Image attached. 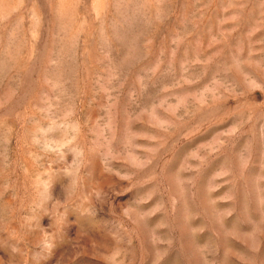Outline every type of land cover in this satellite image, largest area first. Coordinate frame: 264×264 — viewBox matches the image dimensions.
Masks as SVG:
<instances>
[{
  "label": "rangeland",
  "instance_id": "374dc122",
  "mask_svg": "<svg viewBox=\"0 0 264 264\" xmlns=\"http://www.w3.org/2000/svg\"><path fill=\"white\" fill-rule=\"evenodd\" d=\"M0 264H264V0H0Z\"/></svg>",
  "mask_w": 264,
  "mask_h": 264
}]
</instances>
